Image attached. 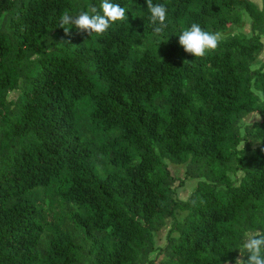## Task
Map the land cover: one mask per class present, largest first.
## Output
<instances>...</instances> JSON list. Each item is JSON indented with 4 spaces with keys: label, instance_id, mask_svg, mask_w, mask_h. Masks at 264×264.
I'll list each match as a JSON object with an SVG mask.
<instances>
[{
    "label": "trees",
    "instance_id": "1",
    "mask_svg": "<svg viewBox=\"0 0 264 264\" xmlns=\"http://www.w3.org/2000/svg\"><path fill=\"white\" fill-rule=\"evenodd\" d=\"M100 2L0 0V264H235L264 230V0H153L158 37L111 0L127 20L65 34Z\"/></svg>",
    "mask_w": 264,
    "mask_h": 264
},
{
    "label": "clouds",
    "instance_id": "2",
    "mask_svg": "<svg viewBox=\"0 0 264 264\" xmlns=\"http://www.w3.org/2000/svg\"><path fill=\"white\" fill-rule=\"evenodd\" d=\"M149 23L152 26V34L158 37L168 28L167 8L164 4H154L153 0H146ZM127 9L111 0H101L99 6H92L89 10H81L75 15L65 12L61 15L60 25L65 34L75 27L80 32L100 35L105 33L112 25L128 19ZM64 26H68L65 28ZM178 43L183 50L194 56L202 57L206 51L218 46L219 33L205 31L197 23H192L178 36ZM63 41L61 44L63 45ZM239 256L235 258V264H264V230L245 231L241 236L238 246ZM247 259H244V257ZM226 264H232L226 261Z\"/></svg>",
    "mask_w": 264,
    "mask_h": 264
},
{
    "label": "rangeland",
    "instance_id": "3",
    "mask_svg": "<svg viewBox=\"0 0 264 264\" xmlns=\"http://www.w3.org/2000/svg\"><path fill=\"white\" fill-rule=\"evenodd\" d=\"M91 79H92V81H95L94 77H91ZM95 86H97L96 81H95ZM257 120H260V117L259 116H253V117H248L246 119V122H252V121H257ZM180 175H181V169L179 170V176ZM185 183H186L185 187L183 189H181V191L180 190L178 191L180 193L179 195H180L181 198H185L186 197L188 189L192 185V182L190 180H187ZM164 239H165V237H164V229H163V230H161L160 233H157V235L155 236V240H156L157 244L162 245Z\"/></svg>",
    "mask_w": 264,
    "mask_h": 264
}]
</instances>
